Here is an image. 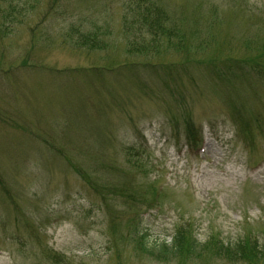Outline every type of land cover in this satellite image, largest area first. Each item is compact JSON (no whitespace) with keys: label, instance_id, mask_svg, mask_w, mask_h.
<instances>
[{"label":"rangeland","instance_id":"obj_1","mask_svg":"<svg viewBox=\"0 0 264 264\" xmlns=\"http://www.w3.org/2000/svg\"><path fill=\"white\" fill-rule=\"evenodd\" d=\"M123 2L0 0V264H53L55 252L68 264H249L220 255L217 242L251 243L246 223L263 233L264 166L244 182L245 156L253 162L222 118L241 126L225 99L233 89L264 115V69L251 68L264 66V0H152L173 32L142 54L132 46L152 37L139 38L135 25L126 32ZM91 23L107 30L108 48L70 41ZM216 61L247 66L238 72L249 69L253 85L231 89L206 64ZM41 64L53 72L32 70ZM123 64L144 74V88L130 84L128 103L123 73H107ZM173 115L209 123L221 140L210 141L200 161L182 159L183 139L168 132ZM255 139L264 146V136ZM134 152L150 157L148 177L168 188L163 210L145 223L146 244L169 243L183 224L193 234L184 245L192 236L201 245L168 256L136 243L126 225L132 211L117 201L122 191L133 195L130 184L150 199Z\"/></svg>","mask_w":264,"mask_h":264},{"label":"trees","instance_id":"obj_2","mask_svg":"<svg viewBox=\"0 0 264 264\" xmlns=\"http://www.w3.org/2000/svg\"><path fill=\"white\" fill-rule=\"evenodd\" d=\"M6 15H11L9 10L5 11ZM142 15H138V17L141 19ZM159 15H154V19L155 21H150V20H146L145 22L148 26V33L149 35L152 36L153 38V43H155L156 40L159 41H163L165 39V37L169 36L170 32H173V28L170 25L169 18H166V15L163 16L162 18H158ZM77 42L82 45H88L90 48L92 49H99L102 50L104 48H106V42H104L103 39L101 38H97V36H95L92 33H87L86 35H83L81 33H77V37H76ZM143 45L140 46V51L143 52H148L151 49H149L148 45L144 43H142ZM127 195V194H125ZM125 195L123 194L122 197H125ZM132 228V232L135 233L138 237V243L141 247H143L145 250L148 251H153L155 253H160V254H164V255H168L170 256L172 253V255L177 254L180 252V250L185 247H195L198 245H201L202 243H200L198 240H196L193 236L191 237L192 241L191 243H187L186 245H184V239L186 238V233H188L189 231L186 230V228H178L176 230V233L174 234L173 237H171V241L169 243H161V244H157L156 242L154 243V245H151L152 247H150L149 245L146 244V242H144V234L142 233H138L136 230L138 229L136 226H131ZM189 234H191L189 232ZM184 245V246H183ZM246 248H251V253L252 254H246L247 253V249ZM219 250L221 253L220 255L224 256H231L233 259L235 260H239L241 258H243L244 260L248 261L249 264H264V242L263 243H250L244 241V240H239L238 242H235L234 244H228V245H222V244H218L217 249ZM50 253V252H49ZM61 257L58 255L53 254L51 260L53 264H62L61 263Z\"/></svg>","mask_w":264,"mask_h":264}]
</instances>
